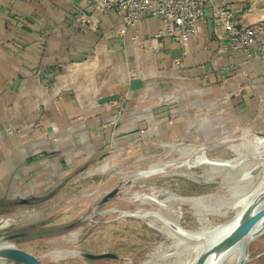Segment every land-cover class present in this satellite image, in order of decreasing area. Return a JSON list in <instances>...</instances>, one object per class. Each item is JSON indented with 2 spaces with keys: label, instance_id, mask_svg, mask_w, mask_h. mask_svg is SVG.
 Masks as SVG:
<instances>
[{
  "label": "crops",
  "instance_id": "1",
  "mask_svg": "<svg viewBox=\"0 0 264 264\" xmlns=\"http://www.w3.org/2000/svg\"><path fill=\"white\" fill-rule=\"evenodd\" d=\"M93 1L0 0V210L147 149L264 136V60L252 49L224 51L201 25L179 72L180 45L153 56L131 40L155 37L159 21L114 36L122 16ZM227 2L238 26L264 25V0Z\"/></svg>",
  "mask_w": 264,
  "mask_h": 264
},
{
  "label": "rangeland",
  "instance_id": "2",
  "mask_svg": "<svg viewBox=\"0 0 264 264\" xmlns=\"http://www.w3.org/2000/svg\"><path fill=\"white\" fill-rule=\"evenodd\" d=\"M256 137L264 138L242 133L232 142L223 140L212 145L214 148L206 153L212 164L193 166L203 154V147L182 144L151 153L147 149L140 161L139 157L128 158L105 171H72L59 190L41 195L55 193L52 198L29 207L1 209L0 234L10 235L43 221L48 222L46 229L79 219L82 223L61 235L0 240V246L23 250L45 264H189L198 256L196 249L209 244L207 239L212 240L210 230L233 220L244 207L241 199L264 185V151L259 153L254 148L252 141ZM260 165V172L253 176ZM115 188L120 189L119 194L99 206ZM163 191L189 204L168 201L161 196ZM152 195H158L159 201L167 200V207L144 200ZM5 221H10L8 226H4ZM69 251L111 253L121 260L89 261L62 256ZM250 254L248 264H264V234L251 242Z\"/></svg>",
  "mask_w": 264,
  "mask_h": 264
},
{
  "label": "built area",
  "instance_id": "3",
  "mask_svg": "<svg viewBox=\"0 0 264 264\" xmlns=\"http://www.w3.org/2000/svg\"><path fill=\"white\" fill-rule=\"evenodd\" d=\"M93 11L103 14L118 13L121 24L112 35L125 37L147 19L160 22L161 30L151 39L133 35L132 42L145 54H163V43L170 40L182 47V54L174 59V68L186 69V45L198 33L201 25H212L218 40L225 45L224 51L232 54L253 50L254 57L264 60V25L238 26L236 17L229 9L227 0H94ZM80 24L93 28L89 17H82Z\"/></svg>",
  "mask_w": 264,
  "mask_h": 264
},
{
  "label": "water",
  "instance_id": "4",
  "mask_svg": "<svg viewBox=\"0 0 264 264\" xmlns=\"http://www.w3.org/2000/svg\"><path fill=\"white\" fill-rule=\"evenodd\" d=\"M214 147H203L200 153H206ZM188 164V163H187ZM187 164L186 169H187ZM262 165L258 166L253 172L255 176L260 172ZM155 171V170H153ZM120 192L119 188H115L100 201L99 206L108 204L113 200ZM170 194L168 191H166ZM55 193H51L47 197L22 199L15 203L16 206H33L36 203H42L52 198ZM171 195V194H170ZM164 196V195H163ZM165 197V196H164ZM133 216V215H132ZM136 216V215H135ZM235 221L234 227L227 233H220L213 239V243L206 245L198 254L193 264H209L210 260L214 256H221L219 262L224 264L232 252L243 245L244 254L243 257L236 264H248L250 262V244L257 235L259 228H264V185L261 186L250 198L248 204L242 207L241 212L233 219ZM231 220V221H233ZM82 219H79L69 225L52 228V229H38L32 231L35 228H45L48 222H39L37 224L30 225L25 229H19L13 231L10 235L0 234V240L8 242L14 240H21L27 238H39V237H52L68 233L76 229L81 223ZM229 221V222H231ZM228 222V223H229ZM227 224V223H226ZM91 231V228L88 232ZM78 253V256L82 259L89 261H100L104 259L120 261L121 259L115 254H91L80 251H74ZM17 263V264H45L37 257L23 250L10 246H0V264L3 263Z\"/></svg>",
  "mask_w": 264,
  "mask_h": 264
},
{
  "label": "bare ground",
  "instance_id": "5",
  "mask_svg": "<svg viewBox=\"0 0 264 264\" xmlns=\"http://www.w3.org/2000/svg\"><path fill=\"white\" fill-rule=\"evenodd\" d=\"M252 144H253V146H254V148H256V150H257V152H261V151H264V138H262V137H256V138H254L253 139V141H252ZM203 153V152H202ZM190 163H188L187 164V169L190 167V165H189ZM199 165V164H212L209 160H208V158L205 156V154L203 153L202 155H200V156H198L197 158H196V160H195V162H194V164H193V166H196V165ZM252 173V172H251ZM254 174V173H253ZM246 175V174H245ZM245 175H244V177H245ZM248 176H249V174H248ZM243 177V179H246V178H244ZM249 178V177H248ZM251 178H252V176H251ZM262 185V184H261ZM261 185H260V187H261ZM260 187H258V189L260 188ZM258 189H256L255 190V192L258 190ZM254 192V193H255ZM253 193V194H254ZM161 194V196H165V197H167L166 199L168 200V201H177V202H179V204H181V205H183V204H189V201L188 200H181V199H179V198H177V196H172V195H170V194H168L166 191H163V192H161L160 193ZM252 194V195H253ZM252 195H249V197L248 198H244V200H242L241 199V204L240 205H244V207L248 204L247 203V200H249V198H251L252 197ZM158 195H152V196H148V197H145L144 198V200L146 201H151L152 203H154V204H156V205H160V206H165V208L167 207V203H168V201L166 200L165 202H162V201H159V199H158ZM243 198V197H242ZM249 202V201H248ZM179 212V211H178ZM155 217V216H154ZM235 221L236 220H233V221H231V222H229V223H227V224H225V225H223V226H221V227H218V228H214L213 230L211 229L210 230V233L208 234L209 236H212V240H210V238L209 239H207L206 240V243H209V244H211V243H213L214 241H213V239H214V237H216L218 234H220V233H227L228 231H230L233 227H234V225H235ZM9 222L10 221H5L3 224H4V226H8V224H9ZM3 226V225H2ZM3 226V227H4ZM258 232H257V235H256V237H255V239L257 238V237H260L262 234H264V228H259L258 230H257ZM72 237H74V238H76L77 237V235H73ZM254 239V240H255ZM208 245V244H207ZM3 246H5V245H3ZM205 247V245H203L202 247H200V248H197L196 250H197V253L199 254V252H201V250L203 249ZM243 254H244V247H243V245H241V246H239L238 248H236L233 252H232V254L229 256V258L226 260V262L224 263V264H236L242 257H243ZM62 256H78V253H76V252H72V251H69V252H66V253H64V254H62ZM79 257V256H78ZM222 257V255L221 256H214L211 260H210V262H209V264H220V262H219V260H220V258ZM237 258V260H235ZM235 260V261H234ZM194 263V261H192V262H190L189 264H193Z\"/></svg>",
  "mask_w": 264,
  "mask_h": 264
},
{
  "label": "flooded vegetation",
  "instance_id": "6",
  "mask_svg": "<svg viewBox=\"0 0 264 264\" xmlns=\"http://www.w3.org/2000/svg\"><path fill=\"white\" fill-rule=\"evenodd\" d=\"M45 227H46V226H45ZM43 229H46V228H42V230H43ZM37 230H38V228H35V229H34V230H32V231H37Z\"/></svg>",
  "mask_w": 264,
  "mask_h": 264
}]
</instances>
